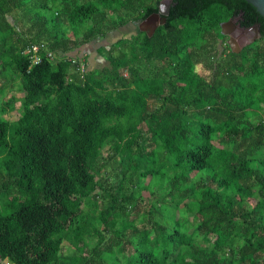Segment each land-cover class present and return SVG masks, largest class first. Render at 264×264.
<instances>
[{
    "label": "trees",
    "instance_id": "1",
    "mask_svg": "<svg viewBox=\"0 0 264 264\" xmlns=\"http://www.w3.org/2000/svg\"><path fill=\"white\" fill-rule=\"evenodd\" d=\"M161 1L0 0V74L25 91L15 121L1 111L0 262L264 264L256 9L173 0L152 37L122 35L98 50L108 66L79 58ZM239 16L261 38L236 54L221 26Z\"/></svg>",
    "mask_w": 264,
    "mask_h": 264
},
{
    "label": "rangeland",
    "instance_id": "2",
    "mask_svg": "<svg viewBox=\"0 0 264 264\" xmlns=\"http://www.w3.org/2000/svg\"><path fill=\"white\" fill-rule=\"evenodd\" d=\"M137 30L134 27V25H129L127 27L122 28L118 32H115L102 42L96 41L88 46H85L81 49L80 53L78 52L79 58L81 60H86L85 58H88V65L93 68H103L108 66L109 64L98 55V50L101 47H110L112 44H116L117 41H119V37L122 35L129 37L132 34H136ZM238 36L233 37L234 39V49L237 51L241 48L244 41H247L249 39V34H243L240 30L236 32ZM248 38V39H246ZM85 64V63H84ZM197 71L206 77L210 76V72L203 69V67L200 65L197 67ZM25 97V91L22 89V84L20 83V80L15 77L14 75L11 76L9 71H6L2 74H0V118L2 108L6 109V114L4 115V119L8 121H15L21 110H22V104ZM14 101L13 106L14 111H10L9 108H7L8 103H11ZM10 111V112H9ZM107 154V153H106ZM110 172L112 173V176L114 175L112 169H110ZM150 179H147L146 181H142L141 184L144 186H147V189H149V192H154L155 194L160 193V188L158 183L151 182ZM158 185V186H157ZM145 198V204L142 209L148 210L151 207V200L150 194L145 192L144 193ZM158 220V219H157ZM192 220V218H191ZM67 249V246L64 247V250ZM0 264H8L7 262H0Z\"/></svg>",
    "mask_w": 264,
    "mask_h": 264
},
{
    "label": "water",
    "instance_id": "3",
    "mask_svg": "<svg viewBox=\"0 0 264 264\" xmlns=\"http://www.w3.org/2000/svg\"><path fill=\"white\" fill-rule=\"evenodd\" d=\"M244 1L252 5L256 9V11L259 13V15L264 18V0H244ZM172 3H173V0L164 1V3H162L161 5L160 12L157 15L152 16L150 19H148L143 24V27L145 29L150 28V30L154 34L160 25H165L167 22L166 17L170 15V8H171ZM221 29H222L223 36L230 38L229 46L231 47L233 53H236V54H239L245 47L255 43L257 40L261 38V32H260L259 25H256L252 27L251 29L245 30L241 28V26L237 23V20H229L228 22L222 24ZM239 29L244 31L247 34L249 33L248 35L249 39L246 38L248 40L244 41L241 48L236 51L234 49V39L232 37V33Z\"/></svg>",
    "mask_w": 264,
    "mask_h": 264
},
{
    "label": "flooded vegetation",
    "instance_id": "4",
    "mask_svg": "<svg viewBox=\"0 0 264 264\" xmlns=\"http://www.w3.org/2000/svg\"><path fill=\"white\" fill-rule=\"evenodd\" d=\"M164 1H166V0H162L161 1V3H160V5H159V7H158V11L156 12V13H152V15H150V17L149 18H147V19H145V20H142V21H139V22H137V23H135L134 24V27L136 28V30H137V32L136 33H143V34H147L149 37H152L154 34L152 33V31L150 30V28H144L143 27V24L148 20V19H150L152 16H155V15H157L159 12H160V9H161V5H162V3H164ZM172 5V4H171ZM171 9V8H170ZM169 17V16H168ZM168 17H166V20H167V18ZM234 20H237V23L241 20V16H239V17H237V18H235ZM161 26H163V25H160L159 27H161ZM158 27V28H159ZM157 28V29H158ZM251 29V28H250ZM240 30V29H239ZM245 30H248V29H245ZM157 31V30H156ZM238 31V30H237ZM237 31H235V32H233L232 33V37H236V36H238V34L236 33ZM241 32H243V34H246L244 31H242V30H240ZM249 34V33H248ZM229 40H230V38L229 37H227V44L229 45Z\"/></svg>",
    "mask_w": 264,
    "mask_h": 264
},
{
    "label": "built area",
    "instance_id": "5",
    "mask_svg": "<svg viewBox=\"0 0 264 264\" xmlns=\"http://www.w3.org/2000/svg\"><path fill=\"white\" fill-rule=\"evenodd\" d=\"M42 49H44V46L40 47L38 45L33 46L31 49L32 53L34 54L33 60H34L35 64H38L41 61V59L38 57V54L41 52ZM50 56H51V54H50Z\"/></svg>",
    "mask_w": 264,
    "mask_h": 264
}]
</instances>
